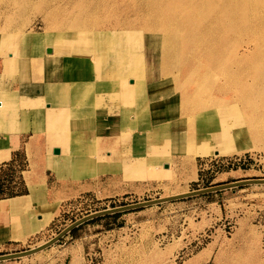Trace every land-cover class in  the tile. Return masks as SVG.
I'll use <instances>...</instances> for the list:
<instances>
[{"label": "rangeland", "instance_id": "obj_1", "mask_svg": "<svg viewBox=\"0 0 264 264\" xmlns=\"http://www.w3.org/2000/svg\"><path fill=\"white\" fill-rule=\"evenodd\" d=\"M203 1L0 0V43L6 42L0 44V134L23 131V140L30 135L47 139L50 154V148L61 146L63 154L47 157L51 169L47 174L54 191L68 190L59 209L55 203L42 212L37 205L30 208V218L23 208L32 199L44 201L42 186H31V195L20 196L24 202L14 210L20 212L13 219L29 222L18 235L36 233L0 246V255L41 246L96 211L264 178V19L260 17L264 8L253 11L262 0H232L228 19L214 16L215 11L207 19L204 13L229 0ZM196 9L202 12L193 24H187L188 12ZM71 31L102 34L106 46H92L89 38L69 40L70 47L65 44L58 51L70 54V59H63L78 68L70 74L68 64L61 66L49 81L34 80L37 86L18 71V61L14 70L9 69V53L15 60L28 54L6 49L13 34L50 32L66 38ZM96 55L107 75L100 72L99 77L98 66L89 61ZM212 57L215 70L203 76ZM64 72L70 80L60 83L58 94L38 89ZM130 72L140 74L144 92L162 94L160 105L138 115L141 100L136 102L138 107L117 111V101L104 96V104L79 110L83 118L96 122L95 134L75 143L74 120L63 125L60 117L65 112L57 105L62 107L69 96L80 92L116 94L106 82L113 84L118 75ZM170 75L171 83L157 86ZM127 78L129 82L133 75ZM23 83L29 84L28 90ZM163 107L185 112L152 123ZM117 118L125 122H116ZM99 121H103L100 131ZM87 129L91 131L90 124ZM139 130L132 142L133 131ZM33 148L41 153L38 144ZM28 164L17 152L7 167H0V186L25 193L22 178ZM74 184L85 191L70 193ZM117 213L87 220L50 246L0 260V264H264L262 183L234 185Z\"/></svg>", "mask_w": 264, "mask_h": 264}, {"label": "bare ground", "instance_id": "obj_2", "mask_svg": "<svg viewBox=\"0 0 264 264\" xmlns=\"http://www.w3.org/2000/svg\"><path fill=\"white\" fill-rule=\"evenodd\" d=\"M216 1H219V0H216ZM204 2H211V0H204L202 3H204ZM230 2H232V0H229L226 4L224 1L222 3L223 5H221L217 8L211 9V10H209V12L206 11V13H204L207 15L206 18L207 19L210 18L211 14L215 11L214 16L219 17V18L221 16H224V18L228 19V16H230V11H229L230 7H228V5H230ZM200 6H202V5H200ZM258 7L264 8V0L259 1L258 5L254 7L255 9L253 11L258 9ZM135 8H136V6H135ZM201 12H202V10H199V9H196L195 12L194 11L191 13L188 12V14L186 16L187 24H190V23L193 24L195 18L198 17V14ZM173 14H174V16L178 15L175 13H173ZM219 14L221 16H219ZM191 15H193V17H191ZM253 17H256V16H253ZM260 17L262 18V21H263L264 17H262V16H260ZM212 19H214V18H212ZM177 24L179 25V23H177ZM251 25H252V22H250V26ZM253 25L254 26L256 25V27H257V24H253ZM210 26H212V25H210ZM250 29H253V28L250 27ZM256 30H258V29H256ZM187 32H185V33H187ZM203 32H204V30L202 31V33ZM118 33H119V31H118ZM118 33H116V34H118ZM58 34H62V33L55 34V33L48 32V33H43L41 35L37 34V33H34V34H21V33L13 34L12 35L13 38H12L11 43L8 46H5L6 49L15 48V49H18V51H19V49H21V50H25L26 53L28 52V54L26 56H23L21 59L15 60L13 53H9L10 55L9 54L8 55L10 57L6 58L7 59L6 62H9L10 65L9 64H6V65H9V69L12 71V70H14V68H13L14 64L18 61V64L20 65L18 68V71L22 72L23 77H26V79L29 80L30 83L27 82L29 84H33L32 82L34 80L40 79L41 77L45 78L47 81H49V78H51L56 72H60L61 66L68 64L67 70L70 74L74 69L78 68L75 65V63L67 62L64 60V59H68V56L70 59V54H67L66 52H63V51H58V48H62V46L63 45L65 46V44H69V47H70V41L69 40H71V39L84 40L86 38H89V39H91L92 46H94V45L95 46H98V45L106 46V45H104L105 39L102 36V34H97L93 31L92 32L91 31H80V33H78V31H71L70 33L66 34V38H56V35H58ZM96 34L98 36H96ZM184 35H186V34H184ZM188 38H187V40H188ZM207 41H209V40L207 39ZM188 42H189V40H188ZM1 43L3 45V43H6V42H1ZM88 45H90V44H88ZM221 50L222 49H220V51L218 50L217 52H221ZM63 56H65L66 58L63 59ZM72 56H75V52H74V55H72ZM118 56H119V54H118ZM97 57H99V56L96 55L95 60H89V61L92 62L94 65L98 66L99 69L97 68L96 71L98 72L99 77H100V72H104V74L107 75L106 70L101 68V66H102L100 64L101 62H99L100 60ZM210 57H208V58H210ZM6 59H4V60H6ZM213 60H215L213 57L209 61L206 60L207 63L205 64V68L203 70L204 71L203 76L208 75L211 72L213 73V71L215 70L211 66V64L213 63ZM200 65L201 64H199L197 66H200ZM25 66H28V67L24 68ZM16 67H17V65H16ZM30 68H33V70L36 69V72L34 73L33 71H30ZM83 73L85 74L86 72H83ZM63 74L64 75L57 78L55 81L43 84V86H39L38 89L43 88L44 91H51L53 94H58L60 83L61 82H67L70 80V76L68 74H66L65 72ZM129 74L133 75V78L129 79V82H127V79H128L127 75H129ZM203 76H202V74L200 76V77H202V80H203ZM140 77H141L140 74H137V73H132V72H130L128 74L122 73L121 76L118 75V77L115 78V82L113 84H110V82L108 80V79H110V76H108V79H107L108 81L106 82L107 86L109 87L110 90L118 91V93L110 94L106 91L105 92H95L94 94H92V92H80V93H75V94L69 96L70 99L67 101H64V105L62 107L57 105L58 108H63L62 110H64V112H65V115L60 117V120L62 121L63 125H65L68 122V119L74 120L72 122L73 128H75V130H76L75 131L76 135L73 137L74 142L80 143V142L84 141L85 139L89 138L88 135L91 134V136H92L93 134H95V133H93L92 130H93L94 123H96V122H94L93 119H91V121H89V120H86V117L83 118V114H80L79 110L83 106H88V105L90 106L91 105V106L95 107V106L104 104L105 103V102H103L104 96H105V98L106 97H108V98L112 97L111 99H114L115 101H117V103H118V105H116L117 111H124V109L127 106L132 107V106L137 104L136 103L137 101H140V100L142 101L144 99L147 101L146 102H141V101L139 102L140 103V106H139L140 109L137 110V114L139 115L142 112L148 111L150 106H153V109L155 110V107L160 105V102H161L160 99L163 98V96L160 92L158 93L157 90H155V89H154L155 92H153L154 90L151 89V90H153L152 91L153 93L150 91L152 93L150 95L147 92H144L141 83L138 81V79ZM145 80H146V78H145ZM164 80L160 85H157V86L161 87L162 85L165 86L168 83H171L173 81V77L170 75V76H167ZM27 83H23L22 87L25 85L26 89L28 90L29 84L26 85ZM33 85L37 86L36 84H33ZM154 86H153V88H154ZM201 86H200V88H202ZM195 87H196V85H195ZM200 88H199V91H200ZM178 89H179V87H178ZM136 90H139V93L137 95L135 93ZM56 91H57V93H56ZM9 92H10V90H9ZM2 95L3 94H1V96ZM148 97H149V99H148ZM136 107H138V106L136 105ZM167 108H169V107H167ZM167 108L166 107L160 108L158 110V113L156 112L157 114L155 115V118L151 122L160 124L169 118L175 117L174 114L177 115V114H182L185 112V111H175L177 108L174 111H169ZM79 116H80V118H78ZM104 119L107 120L106 118H103L102 120H104ZM110 120L111 119L109 117L107 122L108 121L110 122ZM123 120L124 119L117 118L116 122L119 121L121 123H124L125 121H123ZM89 124H90V129L92 132L89 129H87V126ZM102 124H103V121H99L98 127H97L98 131H100ZM92 139L96 140L93 137L91 138V140ZM97 142H99V140ZM202 151H204V149ZM23 200L24 199H22V197H20V196L9 198V199L2 200V201L0 200V213L3 211H6L8 209H10V210L19 209L23 205V202H24ZM46 216H47V214H46Z\"/></svg>", "mask_w": 264, "mask_h": 264}, {"label": "crops", "instance_id": "obj_3", "mask_svg": "<svg viewBox=\"0 0 264 264\" xmlns=\"http://www.w3.org/2000/svg\"><path fill=\"white\" fill-rule=\"evenodd\" d=\"M25 132V131H24ZM22 132L19 133H7L4 135L0 134V167H7L9 163L13 160L15 154L20 151L22 153V156L24 159L29 161L28 166L30 167L27 172V175L24 174L23 176V183L26 188L25 193H19L12 196H6L0 198V200H6L8 198L16 197V196H26L31 195V186L38 188L42 186L43 189V195H44V201L39 202L36 198L32 199L31 202L23 208V211L26 212L28 215L30 214L29 218L32 217L31 209H36L37 205L39 209H41L42 212H44V207L49 206L55 203H58L57 209H59V205L63 201V197H66L67 191H62V189H59L54 191V186L49 185V179L47 170H51L47 165V157L49 155H52L53 153H47L46 150V144H49L47 139L43 141H40L38 137H35L34 135H30L26 140H23L22 138ZM141 133V131H133L132 135H134V138L131 139V141L137 140V136ZM36 141V142H35ZM38 144V148L41 146V153H35L34 151V145ZM120 145H123V142H120ZM53 147L59 149V154L64 153V149L61 147ZM50 148V147H49ZM53 148H50L52 151ZM121 148V147H120ZM40 149V148H39ZM57 154V155H59ZM42 166V167H41ZM53 171V170H52ZM56 172V171H55ZM73 179V178H72ZM76 180V179H73ZM71 189V191H70ZM69 189L70 193L78 194L82 191H85L78 185L74 184ZM38 209V210H39ZM56 209V211H58ZM55 211V212H56ZM20 211L14 212V210H6L0 213V246L8 243V242H14L17 243L19 241H23L28 236H30L33 233H24L18 235V230H23L24 226L27 224V220H24L22 223H15L14 221V215L19 213ZM54 212V213H55ZM53 213V214H54ZM36 217H39V215H36ZM53 219V218H52ZM51 219V220H52ZM40 220V219H39ZM38 220V221H39ZM37 222V221H36ZM49 224V223H48ZM47 224V225H48ZM46 225V226H47ZM41 230V229H40ZM17 233L18 237L14 238V235Z\"/></svg>", "mask_w": 264, "mask_h": 264}, {"label": "water", "instance_id": "obj_4", "mask_svg": "<svg viewBox=\"0 0 264 264\" xmlns=\"http://www.w3.org/2000/svg\"><path fill=\"white\" fill-rule=\"evenodd\" d=\"M59 152L60 151H59L58 148H53V153L54 154H59ZM165 167H167V166H165ZM250 183H257V184L258 183H262V184H264V178L238 180V181H235V182L226 183V184H220V185H216V186H212V187H207V188H204V189H198V190L191 191V192H185V193H180V194H176V195L161 197V198H157V199H153V200L138 202V203H135V204L125 205V206H122V207H115V208H111V209H104V210H101V211H96V212H93L91 214H88V215L76 220L75 222H73L71 225L66 227L64 230H62L59 234H57L54 238H52L51 240H49L45 244H43L41 246H38L36 248L27 250V251L0 255V260L18 258V257H21V256H25V255L36 253V252H38V251L50 246L54 242L58 241L66 232L70 231L75 226H77V225H79V224H81V223H83V222H85L87 220L93 219L95 217H99V216H103V215H107V214H112V213H117V212H120V211L129 210V209H133V208H139V207H143V206H147V205H151V204H157V203H161V202H166V201H169V200H174V199L184 198V197H188V196L208 193V192L215 191V190H220V189H223V188H226V187H232L234 185H242V184H250Z\"/></svg>", "mask_w": 264, "mask_h": 264}, {"label": "trees", "instance_id": "obj_5", "mask_svg": "<svg viewBox=\"0 0 264 264\" xmlns=\"http://www.w3.org/2000/svg\"><path fill=\"white\" fill-rule=\"evenodd\" d=\"M15 194H17L16 191L12 189H3V187L0 186V198L6 197V196H12ZM114 215H118V213Z\"/></svg>", "mask_w": 264, "mask_h": 264}]
</instances>
